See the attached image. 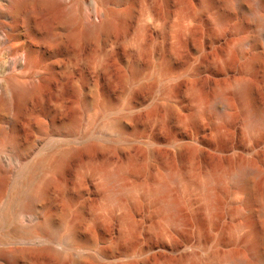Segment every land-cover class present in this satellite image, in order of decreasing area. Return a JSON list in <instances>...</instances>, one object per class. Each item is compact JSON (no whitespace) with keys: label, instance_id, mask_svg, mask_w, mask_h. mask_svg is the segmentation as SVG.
Here are the masks:
<instances>
[{"label":"rangeland","instance_id":"374dc122","mask_svg":"<svg viewBox=\"0 0 264 264\" xmlns=\"http://www.w3.org/2000/svg\"><path fill=\"white\" fill-rule=\"evenodd\" d=\"M26 1L0 0V264H264V0Z\"/></svg>","mask_w":264,"mask_h":264},{"label":"bare ground","instance_id":"6f19581e","mask_svg":"<svg viewBox=\"0 0 264 264\" xmlns=\"http://www.w3.org/2000/svg\"><path fill=\"white\" fill-rule=\"evenodd\" d=\"M37 1H39V3H41L40 5H42L47 0H27L24 4H25V6H29V4H31L32 2H37ZM87 31L90 34H94V33H96L98 31V28H96L95 26H89V27H87ZM261 63H262V66H263V71H264V60L263 59H261ZM251 115H252V117L254 118L255 121H257V122H259L260 120L263 121L262 119H260V116L257 113L252 112ZM248 175H249V173L247 171H244L242 173L241 177H240L241 181H243ZM110 177L111 176H109V178ZM112 179H114V178L112 177ZM160 192H162V191H160ZM163 202L166 205V207L172 212V213L170 212L171 215H172V217L175 218V214H174L175 211L174 210H175V207H176V202L175 201H172V200H170V201L169 200H165V199H163ZM262 204H263L262 210L264 212V201L262 202ZM253 247L254 246H251L252 251L254 250ZM233 264H244V262L243 261H238V262H234Z\"/></svg>","mask_w":264,"mask_h":264}]
</instances>
